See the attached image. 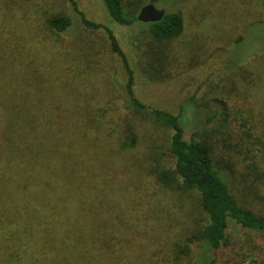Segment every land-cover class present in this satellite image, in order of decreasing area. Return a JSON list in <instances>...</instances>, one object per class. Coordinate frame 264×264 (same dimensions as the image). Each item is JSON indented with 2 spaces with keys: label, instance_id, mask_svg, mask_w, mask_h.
Wrapping results in <instances>:
<instances>
[{
  "label": "trees",
  "instance_id": "16d2710c",
  "mask_svg": "<svg viewBox=\"0 0 264 264\" xmlns=\"http://www.w3.org/2000/svg\"><path fill=\"white\" fill-rule=\"evenodd\" d=\"M147 2L160 0H102L123 27L140 23ZM65 4L87 30L105 32L127 82L121 88L104 49H89L92 36L66 38L75 26L68 14L0 0V264H174L177 250L187 259L179 264H216L199 250L234 246L232 225L263 235L264 214L242 206L227 168L216 167L208 130L220 112L202 110L187 140L179 115L136 97L116 35L88 20L77 0ZM147 27L142 52L151 69L163 68L167 43L184 33L183 16L167 13ZM248 79L247 100L264 99V73ZM175 196L196 204L182 216ZM255 252L264 260L263 247Z\"/></svg>",
  "mask_w": 264,
  "mask_h": 264
},
{
  "label": "rangeland",
  "instance_id": "374dc122",
  "mask_svg": "<svg viewBox=\"0 0 264 264\" xmlns=\"http://www.w3.org/2000/svg\"><path fill=\"white\" fill-rule=\"evenodd\" d=\"M18 1L33 5V9L40 7L39 10L51 15L66 13L71 16L75 26L66 38H74L72 35L79 31L82 38L92 36L89 49H104L114 78L120 82L121 88L126 85L124 66L111 53L105 32L87 30L80 17L67 9L66 0ZM77 2L79 10L88 20L105 26L116 35L135 73L136 97L153 109L179 115L187 140L198 129L202 110L206 113L220 112L216 127L208 130L216 167L227 168L230 174L225 178L231 193L242 206L264 214V180L257 178L258 175L264 177V99L247 100L243 95L249 84V72L256 82L259 75L264 73V63L261 65L264 0H167L165 3L160 0L155 4L157 9L167 13L179 12L183 16L184 33L179 39L167 43L169 49L165 66L153 69L148 66L150 62L142 52V44L151 39L147 25H118L107 14L102 0ZM235 64H238V72L231 74L230 70ZM241 119H248L247 128L240 126ZM254 162L255 166L252 165ZM179 198V203L175 200L176 206L173 205L184 216L193 209L196 200L192 197ZM177 216V220H180L181 216ZM182 218L191 224V228L195 226L194 218ZM230 235L233 239L238 238L234 246L217 253L203 247L199 250V256L215 259L216 264H264L262 254L255 252L256 248L264 249V234L251 238V234L245 235L232 225ZM249 239L253 243H248ZM185 248L184 242L182 249ZM171 260L179 264L187 259L183 251L177 250Z\"/></svg>",
  "mask_w": 264,
  "mask_h": 264
},
{
  "label": "water",
  "instance_id": "95a60500",
  "mask_svg": "<svg viewBox=\"0 0 264 264\" xmlns=\"http://www.w3.org/2000/svg\"><path fill=\"white\" fill-rule=\"evenodd\" d=\"M167 12L159 10L154 4H147L142 8L138 15V21L143 24L158 23L164 19Z\"/></svg>",
  "mask_w": 264,
  "mask_h": 264
}]
</instances>
